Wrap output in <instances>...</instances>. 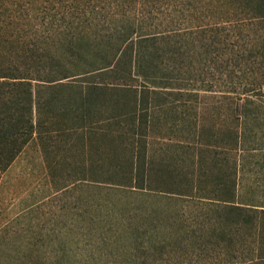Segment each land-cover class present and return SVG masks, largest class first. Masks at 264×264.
Instances as JSON below:
<instances>
[{
	"label": "trees",
	"instance_id": "16d2710c",
	"mask_svg": "<svg viewBox=\"0 0 264 264\" xmlns=\"http://www.w3.org/2000/svg\"><path fill=\"white\" fill-rule=\"evenodd\" d=\"M86 8L45 30L0 13V173L33 139L45 154L76 131L56 119L77 101L47 92L98 97L100 136L128 154L122 175L96 181L110 191L96 230L112 255L24 262L264 264V0H116L117 17ZM155 145L173 154L159 159Z\"/></svg>",
	"mask_w": 264,
	"mask_h": 264
},
{
	"label": "rangeland",
	"instance_id": "374dc122",
	"mask_svg": "<svg viewBox=\"0 0 264 264\" xmlns=\"http://www.w3.org/2000/svg\"><path fill=\"white\" fill-rule=\"evenodd\" d=\"M76 5L81 12L73 11ZM93 5L96 15L120 14L115 8L116 0H0V13L27 14L36 18L37 28L45 30L48 26L40 23L51 18L61 23L70 14L87 15L86 7ZM47 94L60 95L66 104L77 101L70 103L80 108L76 114L64 106V113L56 119L62 130L77 129L64 132L57 142L50 141L45 154L33 139L0 173V264H28L24 261L32 255H78L83 260L90 258L88 255H112L101 246L106 235L100 236L96 230V223L111 218L96 211L97 201L109 200L110 191L96 181L122 175L123 170L115 167L121 161L124 163L128 154L100 136L98 97L86 103L80 100L76 88L69 86ZM156 146L152 154L157 158L173 154L166 147ZM65 185L67 188H63ZM114 192L111 194L117 201L131 198L123 193L116 197ZM123 203L125 209L132 205Z\"/></svg>",
	"mask_w": 264,
	"mask_h": 264
}]
</instances>
